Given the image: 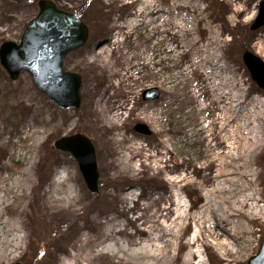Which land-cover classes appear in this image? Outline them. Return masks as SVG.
I'll return each mask as SVG.
<instances>
[{"label":"rangeland","instance_id":"1","mask_svg":"<svg viewBox=\"0 0 264 264\" xmlns=\"http://www.w3.org/2000/svg\"><path fill=\"white\" fill-rule=\"evenodd\" d=\"M39 1L0 0V46L21 40L39 11ZM53 1L58 8L77 14L89 28L87 42L64 61L66 70L82 77V102L78 109L59 106L38 90L29 72L12 80L0 63V264H75V251L85 264H123L124 258L135 264H156L141 261L145 248H130L129 236L115 225L135 232L137 223L147 229L157 221L162 224L158 215L167 212L158 211L160 203H152L151 198L166 195L168 183L183 177L185 169L190 178L167 192L180 193L183 208L178 195L175 212L180 208L190 215L201 211L207 193L199 185L201 179L234 168L256 177L250 189L259 190L264 206V146L256 148L264 144V106L258 122L248 113L256 107L254 100L264 105V89L253 80L242 58L250 51L264 60V25L250 28L264 0H195L198 8L185 5L192 0H172L183 3L174 11L192 29L185 37L171 33L163 22L139 25L144 18L135 14L143 0ZM159 2L169 6L171 0ZM161 11L158 6L155 13L171 14ZM132 18L137 23L127 26ZM196 64L208 70L213 67L209 76ZM150 89H157L159 96L144 98ZM220 92L225 100L217 102ZM229 97L236 100L233 104L240 103V115L230 124H220L217 119L228 113ZM234 124L242 130L251 128L249 151L228 158L224 148L205 144L208 138L221 145L218 137L227 131L219 127ZM137 125H144L149 133L137 130ZM74 133L85 134L95 146L97 192L88 189L75 158L54 146L61 136ZM210 203V222L216 228L217 215L226 205L213 198ZM243 211L242 223H246L251 210ZM143 213L154 214L152 222L134 220ZM193 221H181L182 226L190 223L181 239L185 248L196 232ZM251 225V244L244 251L239 247L243 257L218 256L209 243L204 247L207 263L247 264L261 248L264 217L251 220ZM106 230L117 233L118 254L114 244L107 251ZM174 245L175 256L159 264L180 263L182 251L176 240Z\"/></svg>","mask_w":264,"mask_h":264},{"label":"bare ground","instance_id":"2","mask_svg":"<svg viewBox=\"0 0 264 264\" xmlns=\"http://www.w3.org/2000/svg\"><path fill=\"white\" fill-rule=\"evenodd\" d=\"M136 1H139V0H136ZM161 1H167V0H161ZM177 4L181 5L183 3L171 0V2L169 3V6H167L165 5L164 2L158 3V0H155V2L154 0H143V1H140V3H138L137 6L139 5L140 6L138 7V9L136 8L135 16L137 18L138 17L144 18V21L141 20L142 22H140L139 25H143L145 23L147 26L152 27L151 20L157 21V23L163 22L164 24L168 25L171 28L169 30L171 33H173L174 35L179 34L182 37L183 36L185 37V33L192 32V29L186 27L182 23V21L178 19L181 17L180 15H177L174 11L175 8L177 7ZM195 4H196L195 0L187 1L185 3V5H187L188 7H190L191 5L193 8H198V5L197 4L195 5ZM158 6H161L162 8L161 12L167 11V12H171V14L170 13L165 14V13H159V12L155 13ZM177 10L179 11V8ZM137 18H132L130 21L126 20L127 22L126 21L125 22L126 24H128L127 26H130V25L134 26V24L137 23L138 21ZM120 25L121 24L119 25L117 24V26H120ZM118 35L119 34L117 33L116 36ZM116 36H112L111 38L116 37ZM192 41H195V39L192 38ZM112 44L118 45V40L116 39ZM111 46L112 45L110 44L108 45V47H111ZM183 47H186V46L183 45ZM114 48L116 49V47ZM107 51L108 49H106V52ZM98 56L100 55H97V57ZM196 66L199 69L202 68L205 74L208 76L210 74V71H212V68H213V67H210V70H208L207 68H204V66H200L198 64H196ZM218 66L219 68L221 67L220 65ZM201 73L203 72L201 71ZM203 78H205V76H203ZM228 82L229 81H227V83ZM217 92L218 91L216 90V93ZM218 94H220V97H219V100H217V102L221 100L222 101L225 100V94L223 92H220ZM221 97L223 98L221 99ZM229 99H230V103L227 104V105H230L229 106L230 108L228 109V113L219 115V118L217 119L220 124L225 123L226 121H228L230 124L231 122L236 120L237 115H240V110L238 109L240 103L237 102L236 104H233V102L236 100L235 99L233 100L231 97H229ZM215 101L216 100H214V102ZM254 103L256 104V107L253 108V111L250 109L248 113L250 114V116L254 117L255 122H258V119H259L258 114L260 113V110L263 109L262 106L264 105H262V102L258 103L256 100H254ZM219 128L227 131L225 135L218 137L220 139L221 145L219 142L212 143L208 138H207V142L205 143L206 145L207 144L209 146L217 145L219 146V148H224L227 153L226 156L228 158H231V157L237 158L239 157V153H243L246 150L248 151L250 150V146H252V143H250L252 141L250 137V133L252 132L251 128L248 129L244 127L242 130L241 128L235 126V124L232 128L231 126L230 128H227L226 125L220 126ZM246 129H248L249 131L248 130L246 131ZM254 129L256 130V128ZM220 132H223V131H220ZM214 133L212 132L210 136L214 135ZM255 136H257V134ZM213 139L215 138L213 137ZM263 146L264 144H260V145H257L256 148L260 149ZM214 160L218 163L220 162L219 161L220 157H216L214 158ZM228 164L230 165V167H232V164H230V162ZM184 172H185V175L183 177L177 176V178L171 179V182L168 183L167 188L169 191L167 192H170L172 189L174 190V187L176 186L175 184H177L178 182H181L183 180H187L190 178L189 172H187V169H185ZM197 173L199 175H202L203 171L198 170ZM210 174L211 175L207 179L202 178L199 183V185L202 184L204 186V190H206L207 193L204 194L205 201H203V205L200 209L201 211H198L194 215H190V212L185 214L184 213L185 210L183 212L181 208L177 212H175L174 205H176L177 202H178V205H180L183 208L181 204V198L179 195L180 193L179 194L176 193V195L174 196L173 193L172 195H168L166 192V195H157L151 198L152 203L154 202H158V204L160 203V206L159 207L157 206L159 208L158 211L167 212L166 214L158 215L159 218L163 219L162 224H164V226H162L161 223L157 224L160 222V221L159 222L157 221L156 224L150 225L149 228L147 229L143 227L142 224L137 223L136 231L130 232L125 227H122L121 224L115 225V227H121L120 231H125L127 235L129 236L130 248H135V249L136 248L138 249L139 247L145 248L143 249V252H142L141 261L152 260L154 263L159 264L163 262V259H167L168 257L172 258L173 256H175V253H173L172 251L173 246H175L174 245L175 240L177 241L176 247L180 251H182V254L180 255L179 253L178 255L180 256L179 264H208L202 258V253L199 250H198L199 253H198V259H197V255L195 251L192 250V247L196 243L197 245L199 244V246L202 247L203 249L204 247H206V245L210 243L209 245L213 246L215 250L218 252V256L219 255L221 256L224 253H228L230 255H237V258L243 257L242 254H240L239 252V247L240 249H243L244 251L251 244V240L249 236L254 232L253 225H251V220H254L256 217H264V206L260 203L261 199H260L259 190L255 189V191H251L252 189L251 186L253 187L256 183V177L253 175L236 172L235 168L233 171H228L225 174H221V173H218V174L210 173ZM248 190H250V192H248ZM178 195H179V198L176 202L174 197H177ZM211 198L219 199L220 202L226 205V208L224 209L222 214H219V216L217 215L218 223L216 225V228L214 227L213 223L210 222V219L213 216V211H211V203H210ZM1 199H4V197L2 196ZM244 208H249L251 210L250 215H249L250 221L246 223H242L244 219L243 214H245L243 211ZM153 217H154V214L143 213L142 215L135 217L134 220L137 222L138 219L145 218V219H148V223H149V222H152ZM184 218L187 221L195 219V221L193 222H194L195 229H196L195 235L192 238V240H189V242L186 243L185 245L186 248L183 247V244H182L183 242L181 241V239L184 236V234H186V232L188 231L190 223H188L186 226H182L184 224H182L181 221H183ZM224 220L227 221V224L224 223ZM116 235L117 233L115 234L112 232L109 233L106 230V232H103V240L104 242H109L108 245L106 244L107 245L106 248L108 249L107 251H112V248L114 247L115 249L114 253L118 254L119 245L117 242ZM112 244H114L113 247H111ZM233 249H236V251L234 252ZM101 253L103 252L101 251ZM73 256H74L73 262H75V264H85L80 261L79 253L77 251L73 253ZM121 262L123 264H135V262L129 259H126V258L122 259Z\"/></svg>","mask_w":264,"mask_h":264},{"label":"water","instance_id":"3","mask_svg":"<svg viewBox=\"0 0 264 264\" xmlns=\"http://www.w3.org/2000/svg\"><path fill=\"white\" fill-rule=\"evenodd\" d=\"M263 25L264 1L250 27L257 29ZM88 37V25L77 14L58 8L53 0H40L39 11L26 25L21 40L1 44L0 63L12 80L23 71L29 72L38 90L57 105L78 109L82 102V77L66 70L64 61L70 52L82 47ZM242 58L253 80L264 89V60L250 51H245ZM158 96L157 89L144 93V98ZM136 129L149 133L144 125H137ZM54 146L75 158L88 189L97 192L100 175L91 139L85 134L74 133L61 136ZM247 264H264V238L259 252Z\"/></svg>","mask_w":264,"mask_h":264},{"label":"flooded vegetation","instance_id":"4","mask_svg":"<svg viewBox=\"0 0 264 264\" xmlns=\"http://www.w3.org/2000/svg\"><path fill=\"white\" fill-rule=\"evenodd\" d=\"M113 111V110H112Z\"/></svg>","mask_w":264,"mask_h":264}]
</instances>
